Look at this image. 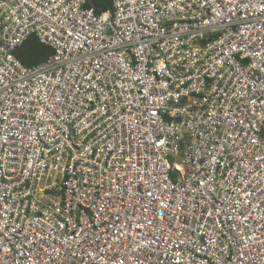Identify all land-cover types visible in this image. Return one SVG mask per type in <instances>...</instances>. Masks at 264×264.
<instances>
[{
    "label": "built area",
    "instance_id": "1",
    "mask_svg": "<svg viewBox=\"0 0 264 264\" xmlns=\"http://www.w3.org/2000/svg\"><path fill=\"white\" fill-rule=\"evenodd\" d=\"M112 2L0 0V264H264V0Z\"/></svg>",
    "mask_w": 264,
    "mask_h": 264
},
{
    "label": "trees",
    "instance_id": "2",
    "mask_svg": "<svg viewBox=\"0 0 264 264\" xmlns=\"http://www.w3.org/2000/svg\"><path fill=\"white\" fill-rule=\"evenodd\" d=\"M87 8H93L96 14L113 10L112 0H87ZM16 57L27 67L38 66L52 55V49L41 44L36 37H29L16 51Z\"/></svg>",
    "mask_w": 264,
    "mask_h": 264
}]
</instances>
